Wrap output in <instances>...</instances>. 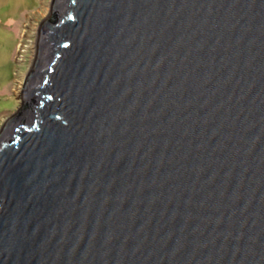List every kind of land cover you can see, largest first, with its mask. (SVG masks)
Listing matches in <instances>:
<instances>
[{
  "label": "water",
  "instance_id": "water-1",
  "mask_svg": "<svg viewBox=\"0 0 264 264\" xmlns=\"http://www.w3.org/2000/svg\"><path fill=\"white\" fill-rule=\"evenodd\" d=\"M0 130V264H264V0H52Z\"/></svg>",
  "mask_w": 264,
  "mask_h": 264
},
{
  "label": "rangeland",
  "instance_id": "rangeland-1",
  "mask_svg": "<svg viewBox=\"0 0 264 264\" xmlns=\"http://www.w3.org/2000/svg\"><path fill=\"white\" fill-rule=\"evenodd\" d=\"M51 4L52 0H0V130L22 107V87Z\"/></svg>",
  "mask_w": 264,
  "mask_h": 264
}]
</instances>
